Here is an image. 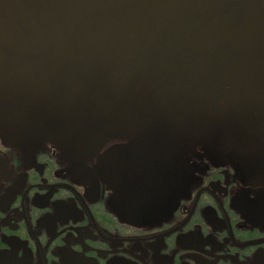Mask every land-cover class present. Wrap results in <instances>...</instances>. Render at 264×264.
<instances>
[{"label":"flooded vegetation","instance_id":"flooded-vegetation-1","mask_svg":"<svg viewBox=\"0 0 264 264\" xmlns=\"http://www.w3.org/2000/svg\"><path fill=\"white\" fill-rule=\"evenodd\" d=\"M0 264H264V0H0Z\"/></svg>","mask_w":264,"mask_h":264}]
</instances>
